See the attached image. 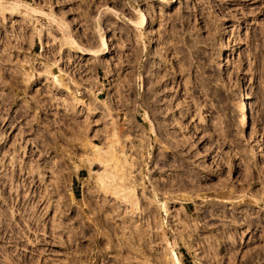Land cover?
Segmentation results:
<instances>
[{"label": "rangeland", "instance_id": "rangeland-1", "mask_svg": "<svg viewBox=\"0 0 264 264\" xmlns=\"http://www.w3.org/2000/svg\"><path fill=\"white\" fill-rule=\"evenodd\" d=\"M17 1L0 264H264V0Z\"/></svg>", "mask_w": 264, "mask_h": 264}, {"label": "bare ground", "instance_id": "bare-ground-1", "mask_svg": "<svg viewBox=\"0 0 264 264\" xmlns=\"http://www.w3.org/2000/svg\"><path fill=\"white\" fill-rule=\"evenodd\" d=\"M7 1H9V0H7ZM7 1H3V0H0V9H2V10H4L5 8H7L6 6H8V8H10L12 11H17V10H19V7H21V5H20V3H18V1L17 0H13V1H9V2H7ZM173 1H176V0H173ZM28 8V7H27ZM142 17V19H141V21H140V23H143L144 21H145V19H144V15L142 14L141 15ZM49 19H54V18H50L49 17ZM55 21V20H54ZM59 22H57V24H58ZM60 24L61 23H59L58 25H59V27H60ZM57 25V26H58ZM62 26V25H61ZM65 26V25H64ZM62 28V27H61ZM69 27L66 25L65 27H64V29L66 30L67 29V31L69 30L68 29ZM64 29H62V30H64ZM101 31H100V49H86V48H81L80 46H79V44L77 43V41L75 40V38H73V36L70 34H68L70 37V41H71V44L73 45V46H76L80 51V54H82V55H84V56H88V55H92L93 57H97V58H100V56H103V55H105V54H109V43H108V40H107V37L105 36V32L102 30V28L100 29ZM40 32H42V31H40ZM64 32V31H63ZM66 32V31H65ZM69 32V31H68ZM67 35V36H68ZM41 39H43V36H41ZM241 91V90H240ZM246 92V91H245ZM242 93V92H241ZM245 94V93H244ZM240 96V95H239ZM241 100H243V98L241 99ZM246 101V100H245ZM241 105H242V107L241 108H246V103L243 101V104H242V102H241ZM248 105V104H247ZM241 110V109H240ZM248 110V109H247ZM242 111V110H241ZM246 112V111H245ZM248 113V112H247ZM240 129L242 128V129H244L246 126H247V116L245 115V114H243L242 116H241V119H240ZM248 127V126H247ZM114 134H116V133H114ZM114 136V135H113ZM118 137V136H117ZM113 141H116V140H113ZM94 146H95V153L97 152L99 155H101L102 156V154L104 155V154H106L105 152L106 151H104V149L102 148V147H99V145L98 144H95L94 143ZM253 146V145H252ZM124 147V146H123ZM255 148V147H254ZM253 147H252V149H254ZM114 148H112V150H113ZM125 150V149H124ZM258 150V149H257ZM114 151V150H113ZM111 152V151H110ZM123 153V152H122ZM126 154V153H125ZM254 154V153H253ZM255 154H257V153H255ZM98 155V156H99ZM259 155V154H258ZM97 156V157H98ZM111 156L112 157H114V154H111ZM124 156V155H123ZM129 156V155H128ZM111 157V158H112ZM127 157V155L125 156V160L123 161V159H122V161L123 162H126L127 164H125V165H127V166H129L130 167V169H132V168H134L135 166H134V162H131V161H133L132 160V158L131 159H129V158H126ZM109 158V157H108ZM114 158H116L117 159V157H114ZM255 158V157H254ZM258 158V157H257ZM256 158V159H257ZM99 159H101L103 162L102 163H104V161H106V160H103L104 159V156H103V159L102 158H100L99 157ZM94 160V159H93ZM101 160H100V162H101ZM112 160V159H111ZM120 160H121V158H120ZM120 160H118V161H120ZM131 160V161H130ZM91 161V160H90ZM95 161H99V160H95ZM257 161V160H256ZM96 162V163H97ZM121 162V161H120ZM123 162H121V163H123ZM92 163V162H91ZM99 163V162H98ZM117 163H119V162H117ZM100 164V163H99ZM104 164H106V163H104ZM103 164V165H104ZM124 164V163H123ZM120 166H122L121 164H120ZM124 167H126V166H124ZM128 167V168H129ZM132 167V168H131ZM124 169V168H123ZM126 169H127V167H126ZM124 174H125V172H124ZM130 176H132V175H130ZM135 176V175H134ZM135 178V177H134ZM127 179H129V176L127 177ZM130 180V179H129ZM133 182V181H132ZM134 184V183H133ZM132 184V185H133ZM134 187H136V186H134ZM127 190V189H126ZM133 194H135L136 195V188H133ZM135 195H134V197H135ZM134 202H136L135 203V205H138V202L139 201H134ZM195 260V259H194ZM173 261L174 262H176V260L173 258ZM196 264H200V261L198 260L197 262H196Z\"/></svg>", "mask_w": 264, "mask_h": 264}]
</instances>
